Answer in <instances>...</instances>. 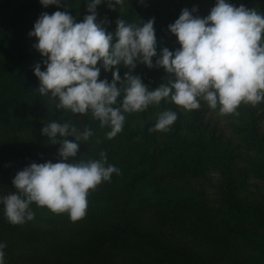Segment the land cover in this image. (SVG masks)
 <instances>
[{
    "label": "rangeland",
    "instance_id": "obj_1",
    "mask_svg": "<svg viewBox=\"0 0 264 264\" xmlns=\"http://www.w3.org/2000/svg\"><path fill=\"white\" fill-rule=\"evenodd\" d=\"M29 0H0V36L15 7ZM239 6L264 11V0H233ZM215 0H124L115 9L97 6L98 20L107 18L109 31L116 20L143 23L154 19L157 52L180 47L168 29L185 7L194 15H207ZM69 11L79 22L87 14L85 0H64L63 5H40L24 14L10 32V43L30 63L7 59L1 42L0 58V176L12 178L24 161L10 164L6 148L18 145L42 150L36 162L59 159V143L52 144L41 128L48 120H70L77 128L89 127L92 137L82 142L76 160L99 159L120 169L88 194L86 215L72 221L69 214L54 213L32 203V220L11 223L0 206V242L13 264H264V101L241 103L238 114H221L201 101L198 109L185 110L170 100L145 110L124 113L123 129L106 135L91 114L55 109V102L36 90V63L46 65L29 36L43 13ZM156 57H153L155 61ZM6 70V71H5ZM129 69L120 66V75ZM8 72V73H7ZM149 88L165 83L163 67L138 63L133 70ZM100 78L112 79L103 69ZM177 113L167 131L152 130L164 110ZM71 139V137H70ZM29 152V150H27ZM72 159V158H69ZM5 166V167H4ZM35 207V209L33 208Z\"/></svg>",
    "mask_w": 264,
    "mask_h": 264
},
{
    "label": "clouds",
    "instance_id": "obj_2",
    "mask_svg": "<svg viewBox=\"0 0 264 264\" xmlns=\"http://www.w3.org/2000/svg\"><path fill=\"white\" fill-rule=\"evenodd\" d=\"M83 20L66 10L43 12L29 36L37 38L33 47L46 67L33 68L39 79L36 89L55 102V109L88 114L101 127L108 126L109 139L123 129L124 113L145 110L149 105L170 100L185 110L198 109L201 101L221 114H238L243 103L264 101V11L239 6L233 0H215L209 13L194 15L197 7H185L168 25L180 47H161L157 52L154 17L140 23L116 20L109 31L105 18L98 20L97 6L115 9L124 0H85ZM144 3V0H139ZM41 5L61 6L64 0H40ZM153 57H156L153 61ZM138 63L163 67L166 82L149 88L133 70ZM129 70L120 75V66ZM111 71L112 79L100 78L101 70ZM177 119L173 110L162 111L152 130L167 131ZM52 144L59 143L56 162H31L12 178L16 191L0 194L4 214L13 224H23L35 216L30 205L46 206L52 212H67L72 221L86 215L88 194L103 181H110L120 169L99 159L76 160L82 142L93 130L76 127L70 120H48L41 128ZM71 137V139H70ZM72 158V159H69ZM6 244L0 242V264H5Z\"/></svg>",
    "mask_w": 264,
    "mask_h": 264
},
{
    "label": "trees",
    "instance_id": "obj_3",
    "mask_svg": "<svg viewBox=\"0 0 264 264\" xmlns=\"http://www.w3.org/2000/svg\"><path fill=\"white\" fill-rule=\"evenodd\" d=\"M40 0H29L27 2H24L17 7H15L11 13V16L9 18V21L7 23V26L5 27L4 30L1 32V42L7 49V59L12 61L13 63H18L20 65L28 64L30 63V60L22 54L17 48H15L11 43H10V32L16 28L18 25L19 19L26 13L36 9L38 6H40ZM5 58L1 57L0 58V69L3 70L5 69ZM6 71V70H5ZM8 73V72H7ZM9 151V156L11 158L10 164L13 165V161L16 160V158L19 156L22 158L24 161L23 167L27 166L31 162H36V158L33 156H36V154H39L38 152H42V150H38L37 148H31V147H20L18 145H13L10 146V148H6ZM29 150V152H27ZM43 154V152H42ZM5 157H1V162L0 164L3 165L5 161ZM44 162L43 161H38V163ZM5 167V166H4ZM5 179L0 176V194H6L9 192H14L16 191L14 185L6 186L7 183L4 181ZM0 206H3L0 204ZM35 209V207L33 206ZM6 259H5V264H13V261H11V254H6Z\"/></svg>",
    "mask_w": 264,
    "mask_h": 264
}]
</instances>
